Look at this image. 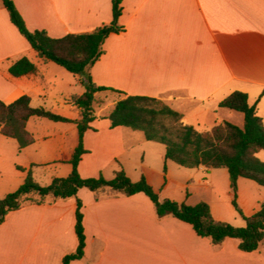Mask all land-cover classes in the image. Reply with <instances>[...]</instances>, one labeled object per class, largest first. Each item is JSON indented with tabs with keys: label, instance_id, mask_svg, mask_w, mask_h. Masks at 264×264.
Returning <instances> with one entry per match:
<instances>
[{
	"label": "crops",
	"instance_id": "crops-1",
	"mask_svg": "<svg viewBox=\"0 0 264 264\" xmlns=\"http://www.w3.org/2000/svg\"><path fill=\"white\" fill-rule=\"evenodd\" d=\"M13 1L30 31H46L56 39L114 21L112 0ZM118 25L124 31L107 39L89 74L97 86L122 94L107 93L115 96L105 108L109 111L103 116L106 111L100 110L94 129L84 136L88 153L79 165L83 178L110 180L123 168L132 181L144 176L158 193L167 190L165 146L147 141L141 132L111 128L107 116L120 98L158 99L181 113L184 125L204 133L224 122L243 126V114L220 108L230 95L243 92L264 124V0H123ZM23 58L37 72L12 76L10 68ZM56 67L62 68L38 57L0 0V100L11 104L27 96L34 108L78 121L80 110L70 98L85 91L78 93V75L71 78ZM59 96L64 100L56 101ZM45 120L29 121L35 142L21 151L18 146V151L32 153L33 159L18 168L31 169L34 176L38 166L61 164L71 168L53 180L68 177L72 166L63 161L78 145L77 125ZM258 156L264 161V151ZM78 195L86 249L82 260L70 264H264V242L251 253L241 251L237 239L215 246L190 224L172 216L159 218L142 193L97 196L83 188ZM76 209V200L69 199L9 213L0 225V264H62L78 246Z\"/></svg>",
	"mask_w": 264,
	"mask_h": 264
},
{
	"label": "trees",
	"instance_id": "trees-1",
	"mask_svg": "<svg viewBox=\"0 0 264 264\" xmlns=\"http://www.w3.org/2000/svg\"><path fill=\"white\" fill-rule=\"evenodd\" d=\"M2 1L12 24L28 41L38 57L64 68L73 75L81 76L85 92L70 98V103L80 110L81 117L78 121L67 119L44 107L34 108L27 96L11 104L0 100V133L8 139L16 140L20 151L35 142L34 135L28 130L31 119L73 123L77 125L78 130V145L72 156L63 161L72 166L71 174L65 178H55L49 186L43 187L36 182L31 169L19 167L18 169L25 173L24 181L16 192L0 199V225L5 223L9 213L21 210L27 205H52L60 200L75 199L77 203L75 232L78 246L75 252L64 257L62 264L80 261L85 255L86 233L83 202L78 193L81 189L87 188L97 196L110 193L114 197H130L142 193L153 203L159 218L172 216L188 223L199 237L209 239L215 246L231 238L239 240V249L243 252L251 253L260 248L264 242V203L261 209L251 216H245L237 203L240 178L264 187V161L258 156L264 151V124L257 115L256 107L249 105L246 93L235 92L220 104V108L244 115L242 127L224 122L208 132L201 133L193 126L184 125L182 114L164 102L143 96L120 98L107 116L111 128H129L143 133L147 141L164 145L166 161L187 169L202 167L207 170H227L234 194L233 205L245 220V227L218 221L213 216L210 205L205 202L188 205L171 199H161L146 177L143 176L134 182L123 168L110 180L103 176L83 178L79 173V165L83 156L88 153L84 146V136L87 131L94 129L92 124L98 118L95 108L96 96L101 93L122 94L110 88L97 86L89 70L103 56L107 39L112 34L124 31L123 27L118 25L123 0H112L114 14L112 24L89 33L71 34L59 39L50 37L46 31H30L14 1ZM36 72L37 66L28 58L21 59L10 68V73L14 77ZM164 173H167L166 165Z\"/></svg>",
	"mask_w": 264,
	"mask_h": 264
},
{
	"label": "rangeland",
	"instance_id": "rangeland-1",
	"mask_svg": "<svg viewBox=\"0 0 264 264\" xmlns=\"http://www.w3.org/2000/svg\"><path fill=\"white\" fill-rule=\"evenodd\" d=\"M58 70L71 78L74 76L62 68ZM81 81L82 78L79 79L78 76V93L85 91V87ZM114 97V95L107 93L98 94L95 102L97 113L100 110L106 111L102 113L105 116L109 111V109L106 110L105 108ZM57 99L56 101H63L64 97L59 96ZM44 122L50 123L47 120ZM30 129H32V125ZM198 129L204 128L200 126ZM58 143V141H55V144ZM18 146L16 140L8 139L0 134V182L2 184L0 187V199L10 193L16 192L20 188L25 174L18 170V165H27L33 159L32 153L30 155L19 153ZM156 146L164 148L163 145L157 144ZM168 166V187L166 191L161 194L158 193L161 199H171L175 202L186 203L188 205L205 202L210 205L213 216L218 221L230 223L236 227L246 226L245 220L233 205L234 194L227 170L202 169L199 171L197 169L182 168L173 162H168ZM66 168L70 170L71 167L61 164L50 167L41 165L34 169V178L40 186L46 187L52 183L54 177L67 175L63 174ZM237 203L245 216L253 215L261 209V205L264 203V187L257 185L251 180L240 178L238 181Z\"/></svg>",
	"mask_w": 264,
	"mask_h": 264
}]
</instances>
